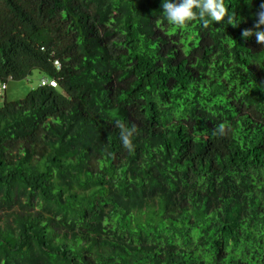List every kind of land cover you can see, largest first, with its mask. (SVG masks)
<instances>
[{
    "label": "trees",
    "instance_id": "16d2710c",
    "mask_svg": "<svg viewBox=\"0 0 264 264\" xmlns=\"http://www.w3.org/2000/svg\"><path fill=\"white\" fill-rule=\"evenodd\" d=\"M259 3L0 0V264H264Z\"/></svg>",
    "mask_w": 264,
    "mask_h": 264
},
{
    "label": "clouds",
    "instance_id": "9594fccd",
    "mask_svg": "<svg viewBox=\"0 0 264 264\" xmlns=\"http://www.w3.org/2000/svg\"><path fill=\"white\" fill-rule=\"evenodd\" d=\"M160 7L167 23L178 27L196 20L204 27L210 21L237 27L242 20V17L238 20L236 13L225 7L224 0H160ZM250 15L253 18L252 25L241 29V40L249 41L254 37L256 44L264 46V0H260L258 7ZM49 85L55 87L53 82ZM122 142L128 147V136H122Z\"/></svg>",
    "mask_w": 264,
    "mask_h": 264
},
{
    "label": "rangeland",
    "instance_id": "374dc122",
    "mask_svg": "<svg viewBox=\"0 0 264 264\" xmlns=\"http://www.w3.org/2000/svg\"><path fill=\"white\" fill-rule=\"evenodd\" d=\"M42 78L43 76L38 71H33L26 79L8 81L5 93L6 101L16 102L22 100L29 91L39 86Z\"/></svg>",
    "mask_w": 264,
    "mask_h": 264
},
{
    "label": "built area",
    "instance_id": "2783aa9c",
    "mask_svg": "<svg viewBox=\"0 0 264 264\" xmlns=\"http://www.w3.org/2000/svg\"><path fill=\"white\" fill-rule=\"evenodd\" d=\"M54 65L58 67V64H57L56 62L54 63ZM3 90H4V86L2 85V86L0 87V99H1V97H2L1 95H2V93H3V92H2Z\"/></svg>",
    "mask_w": 264,
    "mask_h": 264
}]
</instances>
